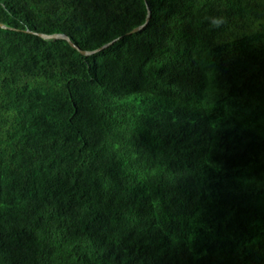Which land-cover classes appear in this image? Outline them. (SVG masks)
<instances>
[{"label":"trees","instance_id":"obj_1","mask_svg":"<svg viewBox=\"0 0 264 264\" xmlns=\"http://www.w3.org/2000/svg\"><path fill=\"white\" fill-rule=\"evenodd\" d=\"M0 264H264V0H0Z\"/></svg>","mask_w":264,"mask_h":264},{"label":"water","instance_id":"obj_2","mask_svg":"<svg viewBox=\"0 0 264 264\" xmlns=\"http://www.w3.org/2000/svg\"><path fill=\"white\" fill-rule=\"evenodd\" d=\"M148 17H149V9H148V11H147V16H146L145 22H144L143 24H141V25H139V26L133 28L132 31H137V30H139L140 28H142V27L144 26V24L147 22ZM41 36L44 37V38H47V39H58V38H63V39H67V40H68V37H67L66 35H64V34H61V33H53V34H47V35H46V34H41ZM110 43H111V42H110ZM108 44H109V43H108ZM108 44L103 45L102 48L105 47V46H107ZM71 45L74 46L73 44H71ZM87 53H89V52H87Z\"/></svg>","mask_w":264,"mask_h":264}]
</instances>
